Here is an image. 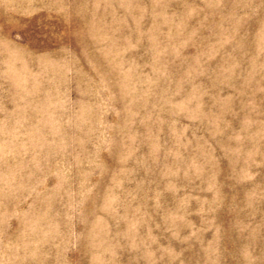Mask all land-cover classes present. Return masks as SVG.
I'll return each mask as SVG.
<instances>
[{
    "label": "rangeland",
    "instance_id": "obj_1",
    "mask_svg": "<svg viewBox=\"0 0 264 264\" xmlns=\"http://www.w3.org/2000/svg\"><path fill=\"white\" fill-rule=\"evenodd\" d=\"M0 264H264V0H0Z\"/></svg>",
    "mask_w": 264,
    "mask_h": 264
}]
</instances>
